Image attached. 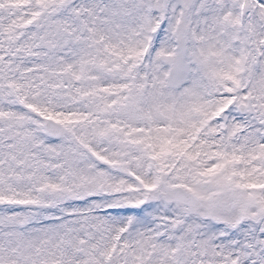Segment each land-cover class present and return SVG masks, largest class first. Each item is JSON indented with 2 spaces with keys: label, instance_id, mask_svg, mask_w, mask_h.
<instances>
[{
  "label": "snow or ice",
  "instance_id": "snow-or-ice-1",
  "mask_svg": "<svg viewBox=\"0 0 264 264\" xmlns=\"http://www.w3.org/2000/svg\"><path fill=\"white\" fill-rule=\"evenodd\" d=\"M0 264H264V0H0Z\"/></svg>",
  "mask_w": 264,
  "mask_h": 264
}]
</instances>
